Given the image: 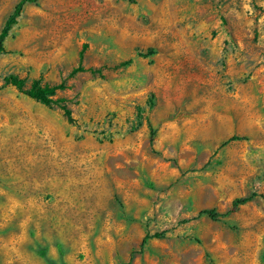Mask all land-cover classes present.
Returning <instances> with one entry per match:
<instances>
[{
	"label": "rangeland",
	"instance_id": "rangeland-1",
	"mask_svg": "<svg viewBox=\"0 0 264 264\" xmlns=\"http://www.w3.org/2000/svg\"><path fill=\"white\" fill-rule=\"evenodd\" d=\"M11 16L0 264H264V0H0V32ZM9 77L63 90L45 106Z\"/></svg>",
	"mask_w": 264,
	"mask_h": 264
},
{
	"label": "trees",
	"instance_id": "trees-1",
	"mask_svg": "<svg viewBox=\"0 0 264 264\" xmlns=\"http://www.w3.org/2000/svg\"><path fill=\"white\" fill-rule=\"evenodd\" d=\"M20 3L15 7L14 14H16L19 11ZM11 16L7 22L5 23V26L3 27L2 31L0 32V52L2 51V42L4 38L7 35V31L9 28V24L11 23L12 20ZM80 71V69H74L72 70L71 73ZM6 81L13 86L17 91L25 94L28 98L38 101L41 104L45 106H50L52 104H56V100H53V97L55 96V92L58 90H63V86L57 85V86H47V85H40L38 82L33 81L27 89L24 88V83L22 80H19L15 77H9L6 79ZM61 109L63 110V113L66 117L69 116L68 111L61 106ZM234 138H229L225 143L233 140ZM224 143V144H225ZM248 201V198H240V199H235L231 202V210L234 209L235 207L244 204L245 202ZM198 217H205L210 220H215L217 218V214L213 210H202L198 212L197 214ZM147 237H144L141 240V244L145 242Z\"/></svg>",
	"mask_w": 264,
	"mask_h": 264
}]
</instances>
